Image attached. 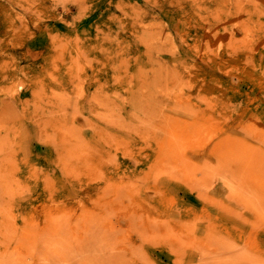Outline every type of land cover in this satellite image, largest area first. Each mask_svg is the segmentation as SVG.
<instances>
[{"label": "rangeland", "instance_id": "rangeland-1", "mask_svg": "<svg viewBox=\"0 0 264 264\" xmlns=\"http://www.w3.org/2000/svg\"><path fill=\"white\" fill-rule=\"evenodd\" d=\"M0 264H264V0H0Z\"/></svg>", "mask_w": 264, "mask_h": 264}]
</instances>
